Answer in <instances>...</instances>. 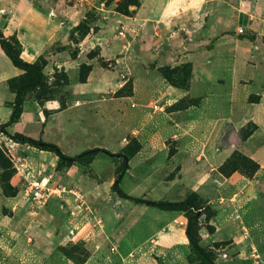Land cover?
Instances as JSON below:
<instances>
[{
	"label": "rangeland",
	"instance_id": "rangeland-1",
	"mask_svg": "<svg viewBox=\"0 0 264 264\" xmlns=\"http://www.w3.org/2000/svg\"><path fill=\"white\" fill-rule=\"evenodd\" d=\"M201 1V19L181 30V37L192 36L193 76L190 61L159 66L167 45H154L164 36L153 25L126 21L139 0H0L4 34L19 40L24 59L43 65L49 83L62 80L43 104L28 94L19 120L3 129L15 96L10 79L18 82L22 71L0 48V264H43L50 255L60 264H124L123 256L139 264H200L179 240L176 212L112 191L116 162L110 156L63 165L53 152L13 141L9 134L16 132L55 143L70 156L93 147L126 153L129 169L120 186L127 194L171 201L197 195L212 214L209 224L202 220L201 243L215 247L217 264H264V11L254 24H239L231 6ZM82 20L88 28L72 40L71 30ZM221 29L233 36L238 74L254 80L237 90L214 84L232 77L234 64L197 49ZM192 76L195 83L186 86ZM152 92L181 97L175 103L170 97L148 100ZM138 104L147 117L133 118ZM201 114L207 116L198 121ZM177 119L189 124L185 148L171 137ZM254 134L261 147L252 156L245 145ZM211 146L228 149L227 156L214 160ZM204 149L207 156L199 154ZM231 159L235 166L226 176L220 168ZM43 179L51 190L38 201L29 189ZM164 235L180 247L158 248Z\"/></svg>",
	"mask_w": 264,
	"mask_h": 264
},
{
	"label": "crops",
	"instance_id": "crops-1",
	"mask_svg": "<svg viewBox=\"0 0 264 264\" xmlns=\"http://www.w3.org/2000/svg\"><path fill=\"white\" fill-rule=\"evenodd\" d=\"M91 2V0H89ZM140 4L138 7L135 8V11L133 12L132 16L129 17L128 20H126L129 23H132L135 25V27H141L142 25L148 26V25H153L156 28V31L158 34H161L164 36V40H161L159 37H156L157 39L155 40V44L157 45L159 43H164L165 45H167V51L164 52L163 57L160 59V63L159 66L162 65H179L180 63H184L186 61H190L192 62V66H193V76L195 74V61H194V56L192 55V52H194L192 49H190L189 44H190V38L192 37L191 35L189 36L188 39H185L184 37H181V30H184L186 28H191L193 23L199 21L201 19V16L203 14V8H202V2L201 0H139ZM214 2H224V4L231 6V8H233L235 11H237L236 18H239V24L242 23L243 20H245V22H249L252 25V20H253V24L255 23V19L259 18L260 16H262V13L264 11V0H211ZM82 4H84L85 0H81ZM78 5V4H77ZM102 7V6H100ZM123 19V18H121ZM241 25H239L237 28H240ZM238 30V29H237ZM229 33H227V29H221L218 34L213 38V37H209L208 41H213V46H211V48H207L206 46L208 45V43H203V44H199L197 49L205 51V49H209L211 50V53L214 54H218L219 58L221 61L224 60H228L229 62H231L232 66L234 64L235 68L233 67L231 68V73H232V77L228 78L227 80L223 79V78H218L216 80V82L214 84H225V85H230V87L232 88V90L234 89H239L240 86H242V83H253L254 80L252 79V82H250L248 79H245V76H241V72L240 74H238V69H237V63L235 64V62H237L238 60V56H235V52L233 49V43H231V41H233V36L229 37ZM164 41V42H163ZM219 42H221V44H219ZM230 48H229V47ZM264 50V48H263ZM264 68V59H263V65H261L260 70ZM260 70H258L257 74L260 72ZM260 74V73H259ZM133 76V75H132ZM192 76V82L190 85H192L193 83H195V79ZM252 77V76H251ZM250 78V77H248ZM163 82L165 83V87H167L168 91L172 92L175 90V86H173L172 84H170L168 81H166L163 77ZM134 83V82H133ZM260 84L262 86H264V75H260ZM249 85V84H247ZM264 88V87H263ZM264 90V89H263ZM135 92V88L133 90ZM134 92H133V96L134 97ZM264 97V91H260ZM157 95V93H151L150 94V98L148 100H151V98L153 96H156V99H164V98H168L170 97L169 95H164V94H160ZM152 96V97H151ZM181 96H177L175 98H171L170 99V103H175L178 102L180 100ZM199 97V96H196ZM147 100V102H148ZM140 108L138 112L136 113H132L133 118L134 117H142L143 115L146 116V114H144L143 112V106L144 105H140L138 104ZM261 105V104H259ZM146 106V104H145ZM258 106V104H256V107ZM123 108V107H122ZM131 113V112H130ZM176 114V113H175ZM261 115H263V112L261 109H259L258 113L256 114V116L261 117ZM207 116V114H201L198 118V121H201V119H204ZM150 117V116H149ZM151 118L153 119V116H151ZM178 120V119H177ZM180 123V124H178ZM178 124V127H172L173 129V133H171V137H174L175 139H177L178 143L183 146L185 148L184 143L187 140H190V136L189 134H186V129H185V125L188 124L186 122H181L178 120V122L176 123ZM189 125V124H188ZM224 126V122L221 124V127ZM220 127V128H221ZM167 131V130H166ZM165 131V132H166ZM255 135L254 134L252 136V138H250L249 141H247V145H245V147L247 148V150L249 151V154L253 156L255 150L257 148H260V144L255 143ZM217 137V136H216ZM161 138V137H160ZM159 139V138H158ZM217 139H215L216 141ZM190 145V144H189ZM180 150V149H179ZM190 152L194 151L193 147L190 146ZM210 150V156L215 159L218 160L219 157H221L222 155L227 156V151H229L228 149H218L217 146H211ZM186 151V150H185ZM208 151V150H207ZM206 149L202 150L199 153L201 156H207V154H209V152L207 153ZM193 154H195L193 152ZM204 162V161H203ZM187 167V166H186ZM250 183V182H249ZM252 197H248L245 200L242 201V206L245 205L248 201H250L249 199ZM176 212L178 214V219L176 220H180V223H182L181 226V230H182V239H179L180 242L182 244H188V240L186 238L185 235V226H186V218L184 216V214L182 212H177V211H173ZM173 239H171L169 236L164 235L161 238V241L157 244L158 248H162L160 245H171L173 247H180V245L178 243H174L171 242ZM160 244V245H159ZM45 253V252H42ZM50 253L52 254V250L50 251ZM49 253V254H50ZM54 259L53 255H50L49 258H47L45 261L43 260V264H60L58 260ZM126 256H123L121 259V261L124 264H139L137 261H127ZM85 263H87V261H85ZM83 263V264H85ZM178 263H181L180 261ZM61 264H65L64 262H62ZM66 264H75L74 261H68ZM77 264V263H76ZM155 264V262H154Z\"/></svg>",
	"mask_w": 264,
	"mask_h": 264
},
{
	"label": "trees",
	"instance_id": "trees-1",
	"mask_svg": "<svg viewBox=\"0 0 264 264\" xmlns=\"http://www.w3.org/2000/svg\"><path fill=\"white\" fill-rule=\"evenodd\" d=\"M84 24L85 22L82 20L72 28L70 33L72 40L75 39L74 34L76 31L81 30L82 28H88V26ZM0 48L11 60L12 64L22 71L18 82L16 78L10 79L11 82L9 86L15 96L11 105L10 117L5 123L1 125V127L5 129L6 127L16 123L23 114L24 103L28 94L34 92L38 103L43 104L45 100H47L48 96L54 93L55 90L62 84V80L55 77L54 82L49 83L43 65L38 61H29L24 59L22 56V47L19 40L6 36L1 28ZM80 74L81 80L84 82L87 76L83 75L82 71ZM189 85L190 83H188L186 86ZM9 136L15 142L28 144L37 149L55 153L59 162L63 165L75 163L79 165H85L90 163L101 153L110 156V158L116 162L114 181L111 186L112 191L117 193L122 198L130 199L136 204H145L147 206L156 207L164 211L182 212L186 218L185 235L189 244V256L193 259L199 260L200 264H217L215 247L212 245L204 246L201 243L200 230L202 226V220L209 224L212 214L211 212L206 211L207 209H205V207L201 206L199 197L197 195L192 194L185 199L178 201L152 200L132 196L127 194L120 186L127 170L129 169V157L126 153L112 152L109 149L103 147H93L84 150L79 154L70 156L65 154L57 144L47 142L41 138H33L20 132L9 134ZM234 161L235 160L231 159L227 161V165H222L220 168L221 173L225 174L226 176L230 175L232 173V167L235 166ZM243 161H246L247 164L250 165V168L252 167L254 170L259 167L250 159L243 158ZM237 169L238 168H234L233 171H236ZM209 227L211 228L212 226L209 225Z\"/></svg>",
	"mask_w": 264,
	"mask_h": 264
},
{
	"label": "built area",
	"instance_id": "built-area-1",
	"mask_svg": "<svg viewBox=\"0 0 264 264\" xmlns=\"http://www.w3.org/2000/svg\"><path fill=\"white\" fill-rule=\"evenodd\" d=\"M242 30V29H241ZM45 179L41 181H33L30 186V191L33 194V198L38 201L45 200V195L48 194L47 190L50 191L51 188L47 186Z\"/></svg>",
	"mask_w": 264,
	"mask_h": 264
}]
</instances>
